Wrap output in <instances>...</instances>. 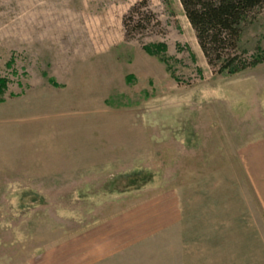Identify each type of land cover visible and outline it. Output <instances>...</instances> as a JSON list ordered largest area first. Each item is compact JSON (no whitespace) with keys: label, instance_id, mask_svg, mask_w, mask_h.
Returning a JSON list of instances; mask_svg holds the SVG:
<instances>
[{"label":"rangeland","instance_id":"374dc122","mask_svg":"<svg viewBox=\"0 0 264 264\" xmlns=\"http://www.w3.org/2000/svg\"><path fill=\"white\" fill-rule=\"evenodd\" d=\"M0 77V264H264V63L209 66L179 0H0Z\"/></svg>","mask_w":264,"mask_h":264},{"label":"trees","instance_id":"16d2710c","mask_svg":"<svg viewBox=\"0 0 264 264\" xmlns=\"http://www.w3.org/2000/svg\"><path fill=\"white\" fill-rule=\"evenodd\" d=\"M184 15L195 31L196 38L209 66L219 67V73L234 75L264 63V49H258L249 60L243 61L240 39L245 26L264 8V0H179ZM136 7L131 9L132 14ZM131 14V15H132ZM149 18L153 17L149 14ZM131 18V17H130ZM124 27L128 33L127 17ZM147 54L159 56L168 69L166 46L144 47ZM9 82L0 77V104L5 102Z\"/></svg>","mask_w":264,"mask_h":264},{"label":"crops","instance_id":"0c3cea01","mask_svg":"<svg viewBox=\"0 0 264 264\" xmlns=\"http://www.w3.org/2000/svg\"><path fill=\"white\" fill-rule=\"evenodd\" d=\"M253 154L254 155H248V158L253 159L255 161V185L260 198L264 202V181L259 177V173L257 172L258 164H256V161L258 160L264 161V145H262V147H256L255 152ZM261 165H263L262 162ZM260 180L263 181L262 185L260 183Z\"/></svg>","mask_w":264,"mask_h":264}]
</instances>
